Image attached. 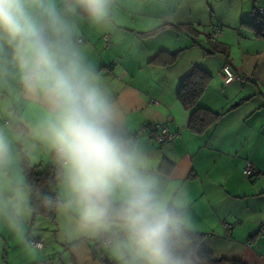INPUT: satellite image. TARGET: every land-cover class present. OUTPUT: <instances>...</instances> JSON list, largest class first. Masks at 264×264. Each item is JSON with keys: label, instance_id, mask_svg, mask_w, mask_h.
Returning <instances> with one entry per match:
<instances>
[{"label": "crops", "instance_id": "crops-1", "mask_svg": "<svg viewBox=\"0 0 264 264\" xmlns=\"http://www.w3.org/2000/svg\"><path fill=\"white\" fill-rule=\"evenodd\" d=\"M259 6L264 0H237L236 7L213 20V11L208 19L201 0H115L113 18L106 26L76 19L80 45L123 106L129 133L154 161L156 171L179 180L188 193L190 211L203 228L205 251L242 264H264V27L244 24ZM259 17L264 20V14ZM185 23L199 25L204 34L193 37L176 27ZM207 24L211 26L205 29ZM158 27L152 35L141 34ZM104 35L110 39L107 48ZM207 36L223 43L226 55L207 52L204 48L211 49ZM160 50L178 56L167 66L149 64ZM224 65L246 82L225 83ZM195 66L212 76L198 106L220 114L200 134L188 128L191 110L177 98L181 80ZM21 118L34 119L29 112ZM148 123L166 125L176 134L174 140L162 144L146 136L142 128ZM27 126L32 127L30 122ZM29 161L42 166L54 162L42 148ZM247 163L258 170L254 180L243 175ZM8 179L24 181L19 159ZM56 190L59 200V183ZM59 215L64 217L57 207L54 220L38 215L33 223L43 219L56 224ZM32 218L31 211L26 223ZM26 236L40 239L43 248H26L0 219V264H103L98 240L37 236L31 228Z\"/></svg>", "mask_w": 264, "mask_h": 264}, {"label": "clouds", "instance_id": "clouds-1", "mask_svg": "<svg viewBox=\"0 0 264 264\" xmlns=\"http://www.w3.org/2000/svg\"><path fill=\"white\" fill-rule=\"evenodd\" d=\"M115 0H0V219L26 248L32 189L17 160L51 153L69 240L104 244L116 264H210L179 180L156 171L125 110L79 41L77 18L110 24ZM29 112L34 119L21 118ZM31 123V128L27 125ZM36 131H33L32 129ZM187 175V174H186Z\"/></svg>", "mask_w": 264, "mask_h": 264}, {"label": "trees", "instance_id": "trees-1", "mask_svg": "<svg viewBox=\"0 0 264 264\" xmlns=\"http://www.w3.org/2000/svg\"><path fill=\"white\" fill-rule=\"evenodd\" d=\"M262 14L254 15L249 21L244 24L249 25L254 29L264 27V20L259 16ZM162 27V26H161ZM161 27L155 28L142 35H152L156 33ZM179 30L186 32L187 34L197 37L200 34H204L203 30L199 28V25H193L190 23L180 24L176 26ZM207 39L211 45V49L204 48L207 52H219L226 55L224 44L218 41ZM194 43L197 44L196 41ZM178 56V52H170L167 50L158 51L150 60L149 64L156 66H167L172 64ZM212 76L204 69L195 66L180 82L177 90V98L182 106L191 110L188 128L197 134L203 133L209 126H211L219 117V113L213 112L207 108L198 106V101L205 91ZM143 133V132H142ZM153 139V138H152ZM20 166L23 172L25 184L32 189V195L30 196V207L32 209L34 221L38 215L47 217L50 220H54L56 204L48 205L42 201L41 197L36 193H45L51 195L55 200H58L57 184L59 183L56 177V166L54 162L49 165L42 166L41 164H31L29 159L21 156L19 158ZM99 244L100 241H99ZM209 256L210 264H242L237 260H227L220 257H215L209 252H206Z\"/></svg>", "mask_w": 264, "mask_h": 264}, {"label": "built area", "instance_id": "built-area-1", "mask_svg": "<svg viewBox=\"0 0 264 264\" xmlns=\"http://www.w3.org/2000/svg\"><path fill=\"white\" fill-rule=\"evenodd\" d=\"M259 15V14H264V6H259V7H256L252 12H251V15L254 16V15ZM78 41L79 43H82L83 42V39L82 38H78ZM109 35H104L103 36V47L104 48H107L109 46ZM223 73H224V82L225 83H230L232 81H238L240 83H244L246 82V77L240 75V74H236L234 73L230 67L228 65H224L223 66ZM142 132L150 137V138H153L155 139L156 141H158L159 143H171L176 134L171 132L169 130V128L164 125V124H158V123H148L147 125H145L143 128H142ZM243 175L247 178V179H250V180H254L256 179V176L258 174V170L257 168L252 164V163H247L245 165V167L243 168ZM227 228H231L232 225L231 224H227L226 225ZM32 240L34 243L32 246L38 248V249H41L43 248V243L40 239L38 238H32L30 239ZM102 246H104V244L102 242H100ZM105 247V246H104Z\"/></svg>", "mask_w": 264, "mask_h": 264}, {"label": "rangeland", "instance_id": "rangeland-1", "mask_svg": "<svg viewBox=\"0 0 264 264\" xmlns=\"http://www.w3.org/2000/svg\"><path fill=\"white\" fill-rule=\"evenodd\" d=\"M203 1L204 4V8H205V12H207V18L209 19V15H210V10L213 11V20L216 19V14L218 13H223V12H227L230 11L231 8L236 7V2L237 0H201ZM209 2V3H208ZM229 5H231V7H229ZM209 9H208V8ZM229 7V8H228ZM207 9V10H206ZM211 26V25H210ZM209 24L204 25V28L206 29L207 27L210 28ZM7 119L6 116H3V114H0V125L5 124V120ZM46 164V163H45ZM58 213V212H57ZM40 220L35 221L34 223H29L25 224V232L27 233L28 228H31V230H34L35 234L37 236H41V234H46L47 235H51L52 234H56L58 235V237L61 234H64V227L67 223V219L64 215V217H61V215H59V217H56V224L55 223H51L48 220H41L44 222H39ZM43 223L45 225H43ZM93 242V241H91ZM98 257L101 260V262L103 264H107V260L111 261V264H116V262L112 259L110 253L107 251L106 247L102 246L100 244V248L98 250Z\"/></svg>", "mask_w": 264, "mask_h": 264}, {"label": "water", "instance_id": "water-1", "mask_svg": "<svg viewBox=\"0 0 264 264\" xmlns=\"http://www.w3.org/2000/svg\"><path fill=\"white\" fill-rule=\"evenodd\" d=\"M106 263H107V264H111V262H110V261H108V260H107V262H106Z\"/></svg>", "mask_w": 264, "mask_h": 264}]
</instances>
